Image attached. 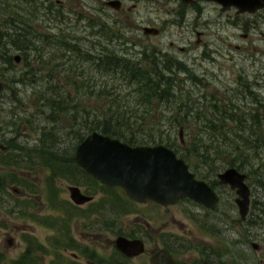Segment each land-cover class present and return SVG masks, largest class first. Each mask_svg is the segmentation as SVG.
I'll return each instance as SVG.
<instances>
[{
  "label": "rangeland",
  "instance_id": "1",
  "mask_svg": "<svg viewBox=\"0 0 264 264\" xmlns=\"http://www.w3.org/2000/svg\"><path fill=\"white\" fill-rule=\"evenodd\" d=\"M67 1L64 5V9H67L64 10L66 18H60V15L59 18L54 16L47 18L35 10V0H0V26L2 30L4 29L0 33V80L6 85L0 94V143L8 145L6 150L0 147V179L6 178L8 173L19 172L31 184V188H26L25 194H22L23 190L15 192L10 187V193H7L3 202H1L3 193L0 192V251L6 254V262L13 264L36 240L40 246L51 252L50 255L43 256L41 264H67L65 259L69 260L72 256L63 249L66 243L76 246L81 242L87 252H92L90 248H96L108 255L114 248L113 242L117 235L149 225L148 235L143 236L148 243L149 252L135 258L133 260L135 264L144 261L149 264L151 251L163 247L162 238L171 243L177 239L179 242L185 240L191 244L194 248L179 255L181 258H190L189 262L200 258L203 252L212 251L215 260L226 264H264V149L261 150L263 164L260 168L250 166L247 170H240L247 174V183L252 194L249 220L244 223L235 202L236 192L229 186L220 184L217 178V174L228 166L223 167L220 163L222 166L219 164L216 171H213L210 164L202 165V162L199 165L201 176L209 182H216L222 196L215 211H206L194 201L185 200L169 207L159 206L155 202L139 204L140 211L131 213L134 207L127 194L130 200L126 199L122 203L119 200L110 208L111 204L107 207L108 203L104 202L105 196L101 191L93 190V186L87 182L79 184L71 179H58L57 193L62 202H65L64 208L68 207V212H71L66 236L57 228L42 222L46 215L50 216L51 220L55 216L59 218L60 213L68 216L67 212H60L52 207L54 202L49 200L46 171L37 163L32 166L26 165L32 167L31 170L29 168L19 170L12 165H5L4 162L14 159L15 155L20 153L22 164H25L26 157L28 159V155L33 153L32 147L41 135V127L52 125L48 120L50 109L45 107L46 111L41 106L40 91L51 87L58 79L65 80V77L60 75L63 74L60 69L62 67H40L33 60L34 55L27 59L22 51L12 48L13 42L1 37L7 29L24 28L32 34L73 33L78 36L82 49L87 52L92 40H102L100 35L105 33H102L100 28L112 27L111 30L117 35L113 39L114 44L110 45L113 49L126 54H134L146 46L153 47L158 53L161 50V55L175 57L197 76L196 86H190L191 83H188L194 92L199 95L215 93L234 97L246 91L247 93H244L246 98H240L239 111L253 106V100L256 99L262 101L263 105L259 111L264 113V11L239 13L235 7L223 10L221 4L211 0H196L195 4L184 0H136L138 6L135 13L123 12L118 17L114 10L100 11L99 8L94 9L92 6L87 8L85 5L87 1L102 8L99 0ZM133 4L134 0H124L126 8ZM86 17H89V20ZM148 18L161 28V33L156 39L153 35L146 36L141 29L149 23ZM84 37L85 40H81ZM84 42L88 46H85ZM171 42L174 43L173 46ZM151 51L153 50H148ZM18 54L22 55L19 63L15 60ZM52 55L53 64L63 60L57 50L53 51ZM68 62L72 65V60ZM80 65L82 66L80 69H85L84 75L77 77L80 83L89 76L97 77L101 81L111 79L110 76L103 77L96 72L88 62ZM78 70L79 67L77 72ZM72 71L75 70H70L69 75ZM25 72L27 74L23 75ZM33 74L34 80H31ZM180 77L186 79L187 73H182ZM205 84L208 85L204 86ZM245 86H248L247 90L244 89ZM72 91V96L75 94L79 96L77 99L80 98L81 104L101 107L102 103L101 100H97L98 98L90 97L86 93L80 94L74 89ZM84 91L85 89H81V92ZM249 91L254 94L250 95ZM62 120L65 121V118L58 119L61 128L65 126ZM167 127L168 125L163 124L160 129ZM190 132L191 130H185L184 143L180 140L178 129L176 132L172 130L170 136L176 137L177 141H174L180 147L189 143ZM165 134L168 133H162ZM67 141L71 139L68 138ZM198 162L196 161L197 164ZM76 177L79 179L80 175L77 173ZM70 184H79L82 190L95 195L93 203L82 208L69 207L66 203H71L68 190ZM29 193L31 195H28ZM129 208H132L129 213L120 210ZM96 225L104 230H96L94 227ZM70 228L75 238L69 241L67 235ZM80 233L86 235L81 237ZM59 240L63 243L59 244L57 242ZM252 241L263 245L262 252H257L252 247ZM33 248L34 253H37V243H34ZM35 263L40 264L38 261Z\"/></svg>",
  "mask_w": 264,
  "mask_h": 264
},
{
  "label": "trees",
  "instance_id": "2",
  "mask_svg": "<svg viewBox=\"0 0 264 264\" xmlns=\"http://www.w3.org/2000/svg\"><path fill=\"white\" fill-rule=\"evenodd\" d=\"M111 29L112 27L105 26L100 28L105 34L100 35L102 40H98L99 47L89 48L87 52L78 43L58 39L56 42H59L60 48L63 49L57 53L63 60L55 64L52 63L53 55L52 58L43 61L42 51L38 50L32 41L33 35L25 36L28 38L26 44L17 33L18 29L1 35L2 38L11 40L13 42L11 47L22 51L25 58L30 59L34 55L33 60L40 67H62L60 69L63 74L60 75L64 76L65 80H56L55 84L43 88L39 94L41 106L51 111L48 120L52 125L41 127V135L34 145L36 147H32L33 153L28 155V159L26 157L25 164H22L20 153L19 157L16 154L14 159L4 164L12 165L19 170L20 168L27 170L29 167L26 165L32 166L35 163L44 168L45 179L49 183V200L54 202L52 207L60 212H67L68 216L60 213L59 218L55 216L51 220V217L46 215L42 222L57 228L64 236L68 231L67 223L71 212H68V207L64 208L65 202H62L57 193L58 179H71L79 184L87 182L93 186V190L101 191L105 196L104 202L108 203L107 207L111 204L110 208L119 200L122 203L129 199L125 190L119 186L103 184L75 162L77 146L93 131L119 138L131 145L165 144L189 163L191 169L199 176L202 175L200 162L202 165L210 164L213 171H216L220 163L223 167H236L239 170H247L250 166L260 168L263 164L261 150L264 149V113L259 111L258 100H253V106L250 105L249 109L240 112L242 94L234 97L215 93L199 95L188 85L191 83L190 86H196L198 78L187 65L168 54L161 55L153 47H144L145 49L134 54L113 49L110 45L117 35ZM149 49L153 51L148 52ZM71 60L72 65H69L68 61ZM85 62L90 63V66L103 77L110 76L111 79L101 81L97 77L89 76L83 82H78L77 77L85 73V69H80L82 67L80 64ZM73 69L75 71L69 75V71ZM182 73H187L188 79L181 78ZM25 74L27 73H23ZM31 80H34V74ZM73 89L80 94L86 93L90 97L98 98V101L101 100V107L81 104L80 98L77 99L79 96L76 94L72 96ZM81 89L85 91L81 92ZM249 93L254 94L252 91ZM59 118H65V121L62 120L65 124L63 128L58 124ZM163 124L168 127L160 129ZM48 126L50 128H47ZM181 128H184V132L191 130L189 134L191 140L185 146L179 147L175 142L176 137L171 138L170 135L172 130L176 132ZM165 132L168 134L162 135ZM68 138L71 141H67ZM196 161H199L198 164ZM75 172L80 175L79 179ZM8 184L31 188L28 179L19 172L8 173L6 178L0 179V189H7ZM66 204L74 209L79 208L68 202ZM120 210L129 213L132 208ZM61 223L65 224L60 225ZM57 242L63 243L60 240ZM34 243L38 245L37 253H34ZM34 243L18 261H14L15 264H36V261L41 264L43 256L51 253L40 246L37 240ZM67 245L66 243L63 249ZM3 255L0 252V261Z\"/></svg>",
  "mask_w": 264,
  "mask_h": 264
},
{
  "label": "water",
  "instance_id": "3",
  "mask_svg": "<svg viewBox=\"0 0 264 264\" xmlns=\"http://www.w3.org/2000/svg\"><path fill=\"white\" fill-rule=\"evenodd\" d=\"M187 2L191 0H185ZM228 10L235 6L239 13H255L264 8V0H216ZM117 8L120 1L114 0ZM146 34H159L156 27H144ZM17 63L21 56H15ZM5 83L0 80V94ZM180 140L184 143V128L180 129ZM0 147L5 146L0 143ZM75 162L97 180L110 186L122 187L127 195L140 203L149 200L162 205H172L184 198L214 209L219 203V195L205 180L198 179L189 164L165 144L131 145L119 138L99 131L89 133L77 146ZM222 184L230 185L237 193L236 204L241 218L245 219L251 204V189L247 183V174L236 167H228L218 174ZM74 203L82 205L93 200L92 195L82 192L77 185L68 186ZM116 246L129 256L138 255L145 249L140 239L131 240L124 236L116 239ZM255 249L260 244L253 242ZM152 264H178L171 253L162 249L157 251ZM200 264H210L201 261Z\"/></svg>",
  "mask_w": 264,
  "mask_h": 264
},
{
  "label": "flooded vegetation",
  "instance_id": "4",
  "mask_svg": "<svg viewBox=\"0 0 264 264\" xmlns=\"http://www.w3.org/2000/svg\"><path fill=\"white\" fill-rule=\"evenodd\" d=\"M36 2V4H35V10L36 11H38L39 13H40V15H42V16H44V17H47V18H51V17H53L54 16V18H59V15H60V18H62V17H64V18H66V14H65V12L66 11H64V10H67V9H64V5H65V3H67L68 1L67 0H57V1H55V0H35ZM112 1H114V0H99V2L101 3V7L102 8H100V7H97L96 5H94V4H92V3H88L87 1L85 2V5H86V7L88 8H90V6H92V7H94V9L95 8H99V10L100 11H105L106 9H109V10H114L118 15V17H119V15H122L123 14V12H134L135 13V11H136V9H137V6H138V4L136 3V0H134V4L133 5H131V6H129L128 8H126L125 7V5H124V0H118V1H120V4L118 5L119 7H117V8H115L113 5H112ZM185 1V0H184ZM211 1H215V2H217V3H219L218 1H216V0H211ZM185 2H187V1H185ZM187 3H190V4H195L196 3V0H191V1H189V2H187ZM92 4V5H91ZM220 4V3H219ZM181 5H182V3H181ZM180 5V6H181ZM222 5V4H221ZM189 7H192L191 5H189ZM223 7V6H222ZM233 7H235V6H233ZM193 9H194V7H192ZM232 8V7H231ZM230 8V9H231ZM235 8H237V7H235ZM264 11V8L263 9H260L259 11ZM238 12H239V8H238ZM181 13V11H180V9H179V11H178V14H180ZM182 13L183 14H185V12H183L182 11ZM128 14V13H127ZM83 16V15H82ZM86 18H88V20H89V17H86ZM148 20H149V23H147L146 25H144V26H142L141 27V29L143 30V32H144V34L146 35V36H151V35H153L154 36V38L156 39L157 37H159V35H160V33H161V28H159V27H157L151 20V18H148ZM88 22V21H87ZM146 22V21H145ZM140 26L141 25H139V28L138 29H140ZM148 26H150V27H156V28H158L159 29V34H157V35H154V34H146V31L144 30V27H148ZM58 30H60V29H58ZM4 31V29L2 30V27L0 26V33H2ZM14 31V29H11V30H9V29H7V30H5V32L4 33H11V32H13ZM27 31H29V30H27V29H25L24 30V28H21V29H18L17 30V33L22 37V41H23V43H27V41H28V38H25V36H31V35H33L32 36V41H33V43H34V45H35V47L38 49V50H41L42 51V54H43V56H42V58H43V61L45 62V61H47L50 57L52 58V53H49V52H51V51H55V50H57V51H60V50H62L60 47H61V44H59V42H56L58 39L60 40H63V39H65L66 41H69V42H74V43H78V44H80L79 42H80V40H79V38H78V36H76V35H74L73 33H69V34H60L59 32L57 33V34H55V33H52V34H47V33H42V32H38V33H34V34H32L30 31L29 32H27ZM134 33V32H133ZM25 34H27V35H25ZM135 34V33H134ZM130 37V36H129ZM81 40H85V37L84 38H82ZM127 40V39H126ZM113 42V41H112ZM111 42V43H112ZM84 44H85V46H88V44H86L85 42H84ZM114 43H112V45H113ZM171 44V46H173L174 45V43L173 42H171L170 43ZM99 42H98V40H96V41H91V46H89V48H98L99 47ZM80 46H81V44H80ZM83 47V46H82ZM147 47V46H146ZM159 53L161 54L162 53V51L160 50L159 51ZM21 56V58H22V55H20ZM2 81V80H1ZM6 86V85H5ZM244 89L245 90H247L248 89V86H245L244 87ZM241 92H243V91H241ZM244 93H247L246 91L245 92H243V94L241 95L242 96V98L244 97H246L245 95H244ZM256 97H258V96H256ZM258 103V107L259 108H262V105H263V103H262V101H258L257 102ZM260 110V109H259ZM11 145H12V143H10ZM149 145V144H148ZM8 148V145L7 146H5V149L4 150H6ZM189 164V163H188ZM189 166H190V164H189ZM190 169H191V167H190ZM191 171H193L195 174H196V177L198 178V179H201V180H205V181H207L206 180V178H203L201 175L199 176L194 170H192L191 169ZM220 173V172H219ZM218 173V174H219ZM218 174H217V178H218ZM218 180H219V183L220 184H222L221 182H220V179L218 178ZM99 181V180H98ZM101 182V181H100ZM212 187H213V189L217 192V194L219 195V203L216 205V207L214 208V209H211V208H208V207H206V206H204V205H202V204H200V203H198L197 201H195V200H193V199H191V198H184V199H181V200H179L177 203H180V202H182V201H185V200H187V201H194V203H196V204H198L199 206H202L206 211H215L216 209H217V207H218V205L220 204V202H221V199H222V196H221V193H220V191L217 189V187H216V182H209V181H207ZM104 184V183H103ZM70 185H77V186H79L78 184H70ZM70 185H68V186H70ZM222 185H225V186H229L230 187V185H228V184H222ZM110 186V185H109ZM10 187H12V189L15 191V192H20V191H22V194H25L26 193V188L27 187H22V186H18V184H8V188L7 189H0V192L1 193H3V196H1L2 197V200H1V202H3V201H5V197H6V195H7V193L10 191ZM80 188H81V186H79ZM120 187V186H119ZM120 188H122V187H120ZM231 188V187H230ZM123 189V188H122ZM69 190V189H68ZM81 190H82V188H81ZM124 190V189H123ZM233 190V189H232ZM82 192L83 193H85V194H88V195H92L93 196V200L92 201H90V202H87V203H85V204H82V205H79V204H76V203H74V201L71 199V197H70V199H71V204L72 205H74V206H76V207H84L85 205H88V204H91V203H93V201L95 200V195H93L92 193H90V192H87V191H85V190H82ZM126 192V191H125ZM70 193V192H69ZM127 194V193H126ZM237 194V193H236ZM28 195H31L30 193L28 194ZM130 198V197H129ZM237 198V197H236ZM236 198H235V202H236ZM131 199V198H130ZM148 202H155V201H151V200H149V201H147V202H144V203H140V202H137V201H135V200H133V199H131V203L133 204V207H134V211L133 212H131V213H134V212H136V213H138L140 210H139V208H138V206H139V204H145V203H148ZM157 205H161V206H163V207H169V206H172V205H175V204H177V203H175V204H172V205H162V204H159V203H157V202H155ZM251 203H252V194H251ZM5 204H6V206H7V202H5ZM238 207V206H237ZM138 208V209H137ZM239 211V210H238ZM250 212H251V204H250V209H249V213L247 214V216H246V218L245 219H243V218H241V220H242V222L244 223V222H247L248 220H249V215H250ZM241 217V216H240ZM257 217V216H256ZM258 218H260L261 219V217H260V215H258ZM143 226V225H142ZM95 228H96V230H98V231H100V230H104L102 227H101V229L100 228H98L97 227V225L96 226H94ZM70 230V233H69V235H67L68 236V239H69V241H70V239L71 238H75L74 237V234H73V232H72V228H70L69 229ZM149 230H150V228H149V225H147V226H145V227H142V228H138V229H130L128 232H124V233H122V234H119V235H117V237H116V239L118 238V237H120V236H124V237H126V238H129V239H131V240H135V239H140V240H142L143 242H144V247H145V249H144V251L142 252V253H140V254H138V255H133V256H129V255H127V254H125L124 252H122L117 246H116V239L114 240V242H113V244H114V248H113V250H112V252L110 253L109 252V254L107 255V254H103V252H101V251H98V249H96V248H90L91 250H92V252H87L84 248H83V243H81V242H79L76 246H73L72 244H69V245H67L66 247H64V251H66V252H70L71 253V256H72V258H70L69 260L68 259H65L66 261H67V264H135V263H133V260L135 259V258H138V257H142L143 255H145L147 252H149L148 251V243H147V241L144 239V237L143 236H147L148 235V232H149ZM97 233V232H96ZM80 235H81V237H84V235H86V234H84V233H80ZM175 237V236H174ZM82 239H84V238H82ZM162 242H163V247H161V248H157L156 250H153V251H151V254H149V257H150V260H149V264H152V261H151V259H152V257H153V255L157 252V251H160V250H162V249H166V250H168L170 253H171V255L173 256V258H174V260L178 263V264H200V262L201 261H207V262H209L210 264H226L225 262L223 263V262H221V261H218L217 259L215 260V258H214V256H213V252L212 251H210V252H207V253H205V252H203L202 254H201V257L200 258H196V259H193V260H191V262H189L190 261V258H188V259H186V258H181L179 255L180 254H182L183 252H185L186 250H188V249H190V248H194L191 244H189V243H187V241L185 242V240H183V242H181V240H180V242L176 239V240H174L172 243L171 242H167L166 240H164L163 238H162ZM253 242H257V241H252L251 242V245H252V247L254 248V246H253ZM179 243V244H178ZM257 243H259V242H257ZM260 244V243H259ZM84 246H86V244H84ZM74 247H76L75 249H74ZM88 247H90V246H88ZM28 249V248H27ZM255 249V248H254ZM75 250H77V251H75ZM257 252H262V250H263V245L262 244H260V247H259V249H255ZM1 252V251H0ZM2 253V252H1ZM25 253V252H24ZM24 253H22L21 255H20V257L24 254ZM51 254V253H50ZM49 254V255H50ZM62 254V253H61ZM20 259V258H19ZM18 261V260H17ZM56 261H58L57 259H56ZM261 262H262V260H261ZM4 263H6V264H8L7 262H6V254L4 253V255H3V258L1 259V261H0V264H4ZM10 264V263H9ZM13 264H15V263H13ZM138 264H146V262L144 261V263H138ZM262 264V263H261Z\"/></svg>",
  "mask_w": 264,
  "mask_h": 264
},
{
  "label": "bare ground",
  "instance_id": "5",
  "mask_svg": "<svg viewBox=\"0 0 264 264\" xmlns=\"http://www.w3.org/2000/svg\"><path fill=\"white\" fill-rule=\"evenodd\" d=\"M177 65V64H176ZM173 68V67H172Z\"/></svg>",
  "mask_w": 264,
  "mask_h": 264
}]
</instances>
